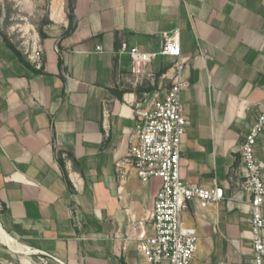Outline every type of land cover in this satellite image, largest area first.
Returning a JSON list of instances; mask_svg holds the SVG:
<instances>
[{
    "label": "crops",
    "instance_id": "0c3cea01",
    "mask_svg": "<svg viewBox=\"0 0 264 264\" xmlns=\"http://www.w3.org/2000/svg\"><path fill=\"white\" fill-rule=\"evenodd\" d=\"M51 10V32L29 51L0 36V264H35L28 252L58 260L48 264H148L138 244L153 234L161 181H139L129 147L135 111L163 97L175 60L159 55L135 74L120 48L156 53L175 32L180 177L223 191L182 213L198 237L191 264H253L240 146L264 109V0H61L58 20ZM254 155L264 159V131Z\"/></svg>",
    "mask_w": 264,
    "mask_h": 264
},
{
    "label": "built area",
    "instance_id": "2783aa9c",
    "mask_svg": "<svg viewBox=\"0 0 264 264\" xmlns=\"http://www.w3.org/2000/svg\"><path fill=\"white\" fill-rule=\"evenodd\" d=\"M120 52L129 56L135 74L145 72L147 63L159 55L175 60L171 84L163 97H155L144 108L135 111L137 121L129 158L140 182L146 183L153 178L161 181L150 213L153 234L139 239V253L148 264H191L198 237L194 229L183 227L182 213L189 202L197 201L201 208L217 203L223 199V191L216 187L206 189L188 185L180 177L181 140L188 121L181 103L185 60L181 58L178 33L165 35L161 49L156 53H144L125 43ZM40 56V49L33 51L34 59ZM263 131L264 109L240 146L245 171L241 189L250 195L253 264H264V183L261 178L264 159L259 160L254 155L256 140ZM28 253L37 256L35 264L58 261L49 254Z\"/></svg>",
    "mask_w": 264,
    "mask_h": 264
},
{
    "label": "rangeland",
    "instance_id": "374dc122",
    "mask_svg": "<svg viewBox=\"0 0 264 264\" xmlns=\"http://www.w3.org/2000/svg\"><path fill=\"white\" fill-rule=\"evenodd\" d=\"M50 10L58 20L61 0H0V32L20 50L29 51L38 43L39 30L46 35L52 28Z\"/></svg>",
    "mask_w": 264,
    "mask_h": 264
},
{
    "label": "trees",
    "instance_id": "16d2710c",
    "mask_svg": "<svg viewBox=\"0 0 264 264\" xmlns=\"http://www.w3.org/2000/svg\"><path fill=\"white\" fill-rule=\"evenodd\" d=\"M67 17H68L69 22H70L68 30H70L72 27V23L74 21L73 4L70 1H68V4H67ZM0 36H2V38L7 41V37L5 35H3L1 32H0ZM39 38L40 39L46 38V35L41 30H39Z\"/></svg>",
    "mask_w": 264,
    "mask_h": 264
}]
</instances>
